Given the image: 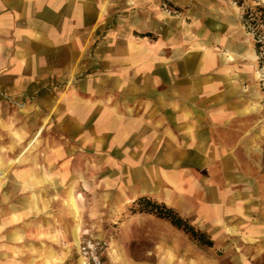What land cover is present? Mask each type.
<instances>
[{
	"label": "crops",
	"instance_id": "crops-1",
	"mask_svg": "<svg viewBox=\"0 0 264 264\" xmlns=\"http://www.w3.org/2000/svg\"><path fill=\"white\" fill-rule=\"evenodd\" d=\"M256 53L236 0H0V93L35 105L46 90L40 125L1 122L17 155L0 161V261L79 253L98 201L164 185L208 194L227 233L264 218ZM54 119L75 143L38 145Z\"/></svg>",
	"mask_w": 264,
	"mask_h": 264
},
{
	"label": "rangeland",
	"instance_id": "rangeland-1",
	"mask_svg": "<svg viewBox=\"0 0 264 264\" xmlns=\"http://www.w3.org/2000/svg\"><path fill=\"white\" fill-rule=\"evenodd\" d=\"M236 2L243 10L244 27L252 35L256 47L258 82L261 90L262 127H264V21L255 27L249 25L245 19V14L248 11L255 10L257 6L264 7V0H236ZM45 91L43 89L38 92V101H41L42 104L35 105L34 103L30 105L16 103L10 95L0 93L1 162L7 163L17 155V153L10 152L8 148L12 144V138L2 128V120L5 124L12 126L14 123L15 127L22 128L27 126L31 118L36 126L40 125V120L46 109V98L42 94ZM51 91L58 97L68 92L67 88L61 87ZM65 134L67 135V130L62 129L60 122L58 123L54 119L39 137L38 145L51 142L69 143V141L71 144L75 143ZM2 169L0 168V170ZM260 173L264 178V163ZM160 188V199H157L153 194L140 195L137 199L141 196H148L153 200L166 203L182 216L189 218L197 228L209 234L214 241V246L202 248L188 235L175 229L164 220L152 215L133 214L131 207L137 199L122 203L100 200L97 202V211L92 209L95 210V214L86 215L85 221L87 225L88 223L98 224L96 233L91 232V234L106 243L103 264H264V218L260 220L262 223L258 221L257 216H255V222L253 218L249 217L234 218L235 224L242 223V225L239 226V231L227 233L220 222L212 221L206 215V202H209L208 194L204 195L198 192L179 194L173 193L171 186L164 185ZM259 188L264 194V183ZM202 198L203 200H198ZM85 200H87V205H92L91 200ZM251 202L248 201L247 204ZM240 219L245 222H241ZM62 245L49 249L50 254L53 253L55 257L61 258L60 261L47 264H82L81 256L77 250L71 248L70 244L68 247H65L64 243ZM43 252L46 251L43 250ZM14 260L18 261L16 257ZM10 262H12L10 259H4L0 261V264H9Z\"/></svg>",
	"mask_w": 264,
	"mask_h": 264
},
{
	"label": "trees",
	"instance_id": "trees-1",
	"mask_svg": "<svg viewBox=\"0 0 264 264\" xmlns=\"http://www.w3.org/2000/svg\"><path fill=\"white\" fill-rule=\"evenodd\" d=\"M245 19L249 25L257 27L264 21V7L257 6L255 10L248 11L245 14ZM131 212L133 214L152 215L168 222L175 229L188 235L192 241L202 248H212L214 246V241L209 234L197 228L189 218L182 216L164 202L153 200L148 196H141L134 201Z\"/></svg>",
	"mask_w": 264,
	"mask_h": 264
},
{
	"label": "built area",
	"instance_id": "built-area-1",
	"mask_svg": "<svg viewBox=\"0 0 264 264\" xmlns=\"http://www.w3.org/2000/svg\"><path fill=\"white\" fill-rule=\"evenodd\" d=\"M106 251V243L90 237L82 238L79 254L86 264H103V256Z\"/></svg>",
	"mask_w": 264,
	"mask_h": 264
},
{
	"label": "bare ground",
	"instance_id": "bare-ground-1",
	"mask_svg": "<svg viewBox=\"0 0 264 264\" xmlns=\"http://www.w3.org/2000/svg\"><path fill=\"white\" fill-rule=\"evenodd\" d=\"M73 203H74V200H73ZM77 208V207H76ZM76 235H75V239H76V243H77V246H78V244H79V241H80V236H79V231H80V225H78L77 227H76Z\"/></svg>",
	"mask_w": 264,
	"mask_h": 264
}]
</instances>
